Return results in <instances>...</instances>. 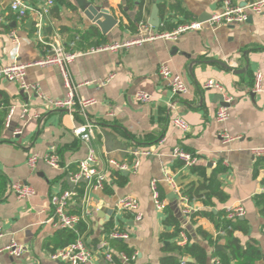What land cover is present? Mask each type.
I'll use <instances>...</instances> for the list:
<instances>
[{"label": "crops", "instance_id": "obj_1", "mask_svg": "<svg viewBox=\"0 0 264 264\" xmlns=\"http://www.w3.org/2000/svg\"><path fill=\"white\" fill-rule=\"evenodd\" d=\"M232 1L245 7L259 0ZM44 2L26 3L39 11ZM10 7L8 0H0V68L15 62L35 63L47 54L37 36L38 14L29 12L18 20ZM90 7L110 11L118 25L104 35L86 16ZM155 7L159 28L150 25ZM220 10L219 0H55L42 21V37L66 52H86L69 66V73L77 97L94 98L98 103L84 112L50 108L34 87L49 99L65 98L68 90L56 67L28 68L25 84L29 88L0 80V226L4 231L0 251L12 241L24 248L21 257L0 252V264H67L52 260L50 255L70 242L71 231L95 253L93 264H109L102 243L112 250L117 264H162L164 258L173 256L169 249L175 243L185 247L190 242L208 251L207 264H214L215 259L224 263V257L229 264H240L228 248V234L222 235L229 209L239 206L245 215L229 221L233 237L243 250L250 247L260 255L256 264H264V156L253 153L264 149V92H253L254 75L261 72L264 76V14L235 26L216 28L205 23L202 30L186 33L178 41L157 39L117 53H87L141 35L171 32L188 22H208ZM141 23L147 28L142 30ZM162 64L183 79L189 89L186 95H174L159 77ZM209 80L222 85L223 92L205 89ZM139 92L149 94L151 101L137 102ZM219 96L233 99L226 124L216 119L223 106ZM23 107L28 109L26 115ZM110 113L114 117H109ZM176 116L188 123L187 132L172 125ZM89 123L94 135L85 142L73 130ZM223 131L236 139L223 142ZM175 148L198 157V164L186 168L175 161ZM52 149L60 157L61 169L43 161L35 168L28 165L32 154L45 156ZM144 150H150L151 155H142L134 171L135 155ZM91 151L94 167L108 178L103 190L86 182L75 187L70 181ZM111 162L129 169L122 172ZM119 171L122 178L115 175ZM165 173L183 195L203 184L223 198L213 197L205 203L184 195L191 212L186 215L183 210L187 204L174 194ZM154 180L158 181L160 199L166 203L163 211L154 204ZM12 183L31 186L35 195L19 199L10 192ZM68 191L76 192L68 203V213L86 215L74 230L60 228L54 218L52 197ZM125 197L138 200L142 221H135L133 213L116 212V204ZM170 216L185 232L187 244L180 235L175 236L174 225H167ZM114 229L129 238L109 239ZM198 231L208 235V240ZM114 241L122 242L132 256ZM219 246L223 250L218 251ZM122 253L130 261L124 262ZM184 259L187 264L195 263L191 256Z\"/></svg>", "mask_w": 264, "mask_h": 264}, {"label": "built area", "instance_id": "obj_2", "mask_svg": "<svg viewBox=\"0 0 264 264\" xmlns=\"http://www.w3.org/2000/svg\"><path fill=\"white\" fill-rule=\"evenodd\" d=\"M222 10L212 15L211 19L208 22H200V21H192L186 24L179 25L176 29L171 32H165L162 34H154L151 36H139L138 38L124 41L121 43H115L112 45L101 46L97 49H93L87 53H98L104 51H110L117 53L124 49H130L135 46H141L146 42L154 41L157 39H164L166 41H178L180 37L189 32H196L203 29L205 23L210 24L212 27H227V26H235L247 23L249 18L254 15H262L264 14V0H259L257 2L251 3L245 7L235 5L232 0H219ZM55 4V0H45L39 11H36L35 7L28 5L26 2L21 0H13L11 3V11L14 13L18 20H23L29 12H36L39 17V23L37 24V36L46 50L47 54L39 61L31 64L17 63L15 62L13 65L0 68V80L5 79L11 82H18L24 88H29L25 84V77L27 69L30 67H56L59 69L62 78L64 80L65 87L68 90V93L63 99H49L44 97L37 87H34V90L44 99L45 103L52 109L55 110H69V111H82L84 112L86 109L95 106L98 101L94 98H78L76 95V88L72 83V79L69 73V66L76 61L81 56L86 55V52H66L62 47L49 44L45 42L42 37L43 32V19L49 14L50 9ZM142 30L146 29V25L144 23L140 24ZM74 46V45H73ZM49 48V49H48ZM159 77L166 81L171 88L174 95H186L189 92L188 86L183 81L180 76H177L173 73L171 68L167 64H162L159 67L158 71ZM264 76L261 72H257L254 75V85L253 92L255 94H261L264 92ZM205 89L216 90L219 92H223V87L215 80H209L205 84ZM136 101L146 104L151 101V96L144 92H139L136 94ZM233 103V99L230 97L224 98V104L221 106L217 112L216 119L220 124H226L230 119V107ZM3 106L0 105V110ZM14 113V108L11 110V115ZM28 113V109L23 107V114L26 115ZM109 117H114L113 113L109 114ZM172 125L180 130L181 132H187L189 130V125L186 121H184L180 116H176L172 119ZM20 131H17L16 134H20ZM74 135L81 138L85 142H89L94 135V129L92 124L80 125L74 128ZM220 137L223 142L229 143L232 142L234 137L228 134V132L223 131L220 134ZM254 155L257 157L264 156V149H257L253 151ZM149 156L151 155L150 150H144L141 152H137L135 155L133 170L136 171L139 167V159L141 156ZM173 158L175 161H179L184 164L186 168H192L196 166L199 162L198 157L195 155L185 152L180 148H175L173 151ZM43 161L45 164L50 166L53 169H61L60 165V157L58 153L52 149L45 156H40L38 154H32L28 158V165L31 168H35L37 164ZM95 159L94 154L91 151L87 160L83 161L79 165V170L70 176L71 183L78 187L81 183L86 182L89 185H92L95 190H103L106 183L108 182V178L106 174L99 172L94 167ZM114 166H116L120 171H127L129 168L127 165H117L114 162H111ZM166 181L169 182L173 189L174 194L178 196L180 202L184 205L187 204L183 213L189 215L190 209L188 207L189 199L184 196L180 190L175 185L172 178L169 177L168 173H165ZM158 181H152V194L154 199V204L156 208L160 211H163L166 208V203L160 199L158 192ZM10 192L14 193L19 199H29L35 195V191L31 186L24 185L21 183H12L10 185ZM76 195V192H63L59 195H54L52 197V205L54 206V218L56 224L65 230H74L79 223L85 218L86 215H71L67 211L68 203L72 199L73 196ZM116 212L118 214L123 213H133L135 215V221L140 222L143 219L142 214L140 213V204L137 199L133 197H125L118 201L116 204ZM245 215V210L242 206L235 207L233 209H229L227 214V219L229 221H235L240 217ZM232 230V226H228L225 230H223L222 235L227 236L229 231ZM4 236L3 228L0 226V238ZM129 235L125 232H122L118 229H114L109 233V239L111 240H127ZM180 238L183 241V244H187L188 240L184 231L181 232ZM102 248L106 249V253L104 258L106 262L109 264H117L113 255V252L110 248L107 247L106 243H102ZM0 252H6L14 257H21L24 254V248L12 241L9 245L4 247ZM95 253L90 249L87 245L86 241L81 237L78 238L75 242L57 250L56 252L50 255V258L54 261L63 262L67 264H93V258ZM121 259L124 262L130 261L129 257L122 253ZM214 264H224L219 259H215L213 261ZM180 264H187V260L183 259Z\"/></svg>", "mask_w": 264, "mask_h": 264}, {"label": "trees", "instance_id": "obj_3", "mask_svg": "<svg viewBox=\"0 0 264 264\" xmlns=\"http://www.w3.org/2000/svg\"><path fill=\"white\" fill-rule=\"evenodd\" d=\"M141 18L142 17L140 14L139 20H141ZM197 170H198L197 168L194 169L195 172ZM115 175L117 176L119 175V177L121 178L123 177L120 171L115 173ZM184 195L190 198L197 197L200 200H204L205 203L211 202L213 197H218L219 199L223 198V195L221 193L208 191L207 187L203 184H199L197 186L191 187L188 191H184ZM83 224L85 225V222H83L81 225ZM167 225H174L176 228L175 236L179 237L180 233L182 232V229L180 225L178 224V222L172 216L168 218ZM230 225H231V222L224 220L223 228L224 227L227 228ZM106 227L108 228L109 226H106ZM79 231L83 232L84 230L83 228L79 227ZM198 233L204 239L208 240V235H206L203 232H199V231ZM71 234L72 235H71L70 242L67 245L75 242L77 239V235L75 233L71 231ZM228 236L230 240L228 248L230 249L232 256L235 257L240 262V264H256V261L260 260V255L255 250L250 251V247H248L246 250H243L240 247L238 240L233 237V234L231 231H229ZM209 241L211 245L214 244L212 239H210ZM114 242L118 243L117 245L120 247L121 251H124L128 256H132L129 249L126 246H124L122 242L121 243L119 241H114ZM169 251L173 253V256L164 258L162 260V264H180L181 261L186 256H191L195 260L194 264H207L208 263V251L202 245L195 243V242L194 243L190 242L185 247L178 246L175 243L173 247H170ZM223 261L225 264H229V260L226 257L223 258Z\"/></svg>", "mask_w": 264, "mask_h": 264}, {"label": "water", "instance_id": "obj_4", "mask_svg": "<svg viewBox=\"0 0 264 264\" xmlns=\"http://www.w3.org/2000/svg\"><path fill=\"white\" fill-rule=\"evenodd\" d=\"M21 1L27 2L28 0H21ZM12 2L13 0H8V3L11 4ZM86 16L100 28L101 32L104 35H107L109 31L112 30L119 23V21L113 15H111L110 11L106 9L96 10L94 7H90L89 10L86 12ZM251 20H252V16L249 18L248 22H250ZM150 25L154 28H159L160 26V18L158 16L157 7H155L153 10ZM218 99L222 101V105H225L222 96H219ZM216 249L218 251L223 250V248L220 246L217 247Z\"/></svg>", "mask_w": 264, "mask_h": 264}]
</instances>
